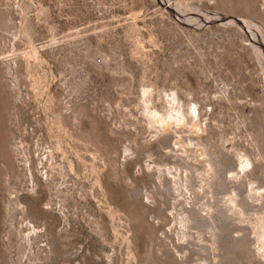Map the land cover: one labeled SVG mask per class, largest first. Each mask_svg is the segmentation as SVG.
<instances>
[{
	"label": "rangeland",
	"instance_id": "rangeland-1",
	"mask_svg": "<svg viewBox=\"0 0 264 264\" xmlns=\"http://www.w3.org/2000/svg\"><path fill=\"white\" fill-rule=\"evenodd\" d=\"M0 264H264V0H0Z\"/></svg>",
	"mask_w": 264,
	"mask_h": 264
},
{
	"label": "water",
	"instance_id": "water-1",
	"mask_svg": "<svg viewBox=\"0 0 264 264\" xmlns=\"http://www.w3.org/2000/svg\"><path fill=\"white\" fill-rule=\"evenodd\" d=\"M236 20H237L238 22H240L241 24H243V23H242V19L237 18Z\"/></svg>",
	"mask_w": 264,
	"mask_h": 264
}]
</instances>
